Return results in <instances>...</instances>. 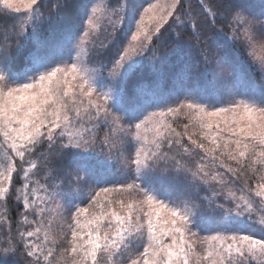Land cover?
Here are the masks:
<instances>
[{
  "label": "snow or ice",
  "instance_id": "obj_1",
  "mask_svg": "<svg viewBox=\"0 0 264 264\" xmlns=\"http://www.w3.org/2000/svg\"><path fill=\"white\" fill-rule=\"evenodd\" d=\"M190 7L0 0L14 21L0 39V201L19 175V224L35 217L0 247V264L17 244L26 264H264V79L252 77H264V42L256 40L264 0L255 9L240 0H200L196 14ZM169 26L190 29L195 57L190 41L175 62L162 51L157 41ZM117 43L111 67L90 64ZM146 68L151 79L129 91ZM209 70L212 79L202 80ZM38 166L48 169L44 183L34 179ZM236 181L261 198L258 209L236 195ZM66 217V230L53 226Z\"/></svg>",
  "mask_w": 264,
  "mask_h": 264
},
{
  "label": "trees",
  "instance_id": "obj_2",
  "mask_svg": "<svg viewBox=\"0 0 264 264\" xmlns=\"http://www.w3.org/2000/svg\"><path fill=\"white\" fill-rule=\"evenodd\" d=\"M218 4L225 3V0H216ZM261 0H240V3L243 4L245 7L249 8H257ZM190 4V10L196 14L201 11L200 8V0H185V6L187 7ZM198 19L202 22L203 16H199ZM14 21L12 19L8 18V13L0 8V39H3V35L5 34L6 30L8 34L10 35V26L12 25ZM169 31H164L163 36L159 41H157V44L162 45V51L170 57L172 62H175L177 58V51L179 46L182 45L183 41H190L192 45L194 46L191 49L192 55L195 57L197 54V47H196V41L191 38L190 36V29L185 30L183 28H171ZM217 27H220V20H217ZM227 31V28L225 29ZM177 32L180 33V39H177ZM121 40L124 41V39L120 36ZM101 40H104V34H101ZM120 47V44L117 43L112 48L108 49L106 52H104L102 55H96L95 53L92 54L90 57V64H99V63H108V66L111 65L110 61L112 60V57L116 53V48ZM235 55L242 57L243 59L247 60V56L244 54L243 49L237 48L234 52ZM157 68H160V64H156ZM202 67V66H201ZM167 70V69H166ZM210 72H207L206 74L201 75V79H207L209 80ZM152 77L151 69L146 68L143 72L135 74L133 77L130 78L128 83V89L131 91L138 83L141 81H148ZM253 79L259 83V72L254 71L252 72ZM187 123V120L181 118L179 119L174 126L178 127V130H182V124ZM101 137L103 136V131L100 132ZM187 143V140L184 141ZM4 154V150L2 147H0V156L1 154ZM31 159H35V157H32ZM19 165V161H17ZM48 171V169L43 168L42 166H38V171L34 175V179L39 180L41 183H44L43 176ZM219 171L224 172L223 169H219ZM225 178L232 179L231 174H225ZM246 178L248 179V187L252 188L253 182L257 181V176L254 173L249 172L246 174ZM22 181L20 180L19 175H15L13 177V194L9 197L7 202L0 201V247H7V240L9 237L13 238V241L19 239L18 237V231L22 230H30L34 225L32 224V221L35 219L33 214H28V220L29 223L26 225H20L19 221L21 219V210H22V204L17 203L16 196H15V189L20 187ZM245 186L242 183V181H236V195L240 196L242 194L246 195L247 197H250L254 203V205L259 208L261 204V199L259 197H256L253 193L247 192L245 190L244 193L241 192V189H244ZM201 196L205 195L204 192L200 193ZM255 219H259L258 216L255 217ZM70 222L69 218H65V221L63 222H53V226L57 228L58 230L61 229V224L63 223V230H66V223ZM45 223H47V219L45 220ZM10 229V230H9ZM252 231L259 232V225L253 224ZM259 234V233H256ZM43 238V232L40 234L39 238H33V240L36 243H39L40 240ZM17 252L15 256H10L8 259V264H26V257L23 253V245L17 244ZM66 241L61 244V247H66ZM101 264H108L106 257L102 258ZM255 264V262H253Z\"/></svg>",
  "mask_w": 264,
  "mask_h": 264
},
{
  "label": "rangeland",
  "instance_id": "obj_3",
  "mask_svg": "<svg viewBox=\"0 0 264 264\" xmlns=\"http://www.w3.org/2000/svg\"><path fill=\"white\" fill-rule=\"evenodd\" d=\"M137 2H138V3L145 4V6H146L147 3L154 2V0H137ZM120 36L124 39V46H126L127 43H128V40H130V33H128V32H127V29H126L125 32H123V33L120 34ZM256 40H257L258 42H264V37H261L259 34H257V35H256ZM154 46H155V45H154ZM109 67H111V65H110ZM208 72H210V74H211V75L209 76V78L212 79V72H211V70H209ZM210 79H209V80H210ZM262 79H264V77H262L261 74L259 73V83L261 82ZM5 159H6L5 154L2 153L1 156H0V162L5 161ZM218 171H219V169H218ZM220 172H221V171H220ZM247 174H248V173H247ZM259 182H260V181H259L258 179H257V181L253 182L252 188H255V187H256V184L259 183ZM246 195H247V194H246ZM260 199H261V198H260ZM53 222H56V223H57V222H60V221L54 219ZM249 231H252V228H250ZM255 233H259V232H255ZM257 235H259V234H257Z\"/></svg>",
  "mask_w": 264,
  "mask_h": 264
}]
</instances>
